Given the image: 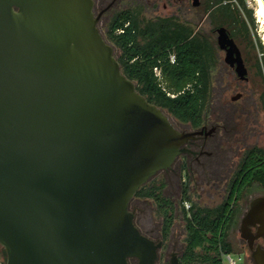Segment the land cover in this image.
<instances>
[{
	"label": "water",
	"instance_id": "water-1",
	"mask_svg": "<svg viewBox=\"0 0 264 264\" xmlns=\"http://www.w3.org/2000/svg\"><path fill=\"white\" fill-rule=\"evenodd\" d=\"M216 33L247 80L227 28ZM198 133L122 73L93 0H0V264H156L162 242L129 203ZM243 224L264 236L263 196Z\"/></svg>",
	"mask_w": 264,
	"mask_h": 264
},
{
	"label": "trees",
	"instance_id": "trees-1",
	"mask_svg": "<svg viewBox=\"0 0 264 264\" xmlns=\"http://www.w3.org/2000/svg\"><path fill=\"white\" fill-rule=\"evenodd\" d=\"M231 1L205 0V4L210 18L218 27L227 26L233 37L236 24L248 30V25L254 27L255 23L253 11L247 8L245 0H236L237 5ZM105 39L117 48L116 58L122 73L136 83V90L149 103L166 110L181 124L193 128L201 125L209 102L211 72L217 64L214 43L175 17L143 21L134 9L122 10L112 18ZM258 45L262 50L261 43ZM233 179L227 205L223 203L216 208L201 207L192 202L188 185L182 188L179 210L175 201L164 196L162 183L156 185L148 181L135 197L153 200L161 219L163 238L169 236L175 216L180 213L186 234L184 262L220 264V253L230 252L226 231L233 218L231 208L246 187L253 183L264 186V148H249ZM185 202L190 204L188 209ZM198 248L203 252H198Z\"/></svg>",
	"mask_w": 264,
	"mask_h": 264
},
{
	"label": "rangeland",
	"instance_id": "rangeland-1",
	"mask_svg": "<svg viewBox=\"0 0 264 264\" xmlns=\"http://www.w3.org/2000/svg\"><path fill=\"white\" fill-rule=\"evenodd\" d=\"M199 6H193L192 0H180L175 6L164 0H134V5L130 0L119 3V8L126 6V9H134L140 14L143 21L153 20L159 17H175L180 22L185 23L194 31H199L210 42L217 47V64L211 72V81L209 89V102L206 107L203 121L208 129L212 123L217 122L222 126L221 133L218 136L223 138V149L220 156L223 158L216 160L217 151L210 148L213 152L212 159L219 161L218 164H208L202 166L199 163L194 164L187 172L186 182L189 183L190 196L192 202L202 207H215L223 200L226 183L233 176L244 153L251 147L264 148V24L262 18L258 15L257 0H245L247 8L253 11L254 27L248 25V30L236 24L232 37L238 46L243 62L248 70L247 80H240L234 69L224 62L225 52L219 49L217 45L218 28L216 22L210 18L209 10L205 0H199ZM167 2L166 8L163 4ZM237 5L236 0L231 1ZM241 15L244 16L242 10ZM227 29L228 27L225 26ZM102 32H106V26L103 25ZM106 37V36H105ZM258 43L262 45L260 50ZM111 44V43H110ZM114 54L118 56V50L114 47ZM239 95V98L232 100ZM170 117L172 123L178 129H186L187 124L183 125L164 110ZM217 135L214 136L216 138ZM209 159L210 161H213ZM208 162V163H209ZM182 182L183 174H169L166 176L160 172L156 174L151 182L156 185L165 183V195L171 199L179 200L180 192L176 189L175 180ZM169 184V186H168ZM264 195V186L257 183L246 188L239 202L238 210L242 208L247 201L257 196ZM148 200L134 196L129 203V210H134V221L139 229L150 235L154 240L159 239L160 217L156 212L154 204H149ZM189 204V203H188ZM240 210L234 218L231 226V233L237 232L240 223ZM174 235L171 239L176 244L184 242L183 220L177 215L174 221ZM182 247H172L169 252L163 249L160 252V260L157 264L170 258L173 251L181 252ZM0 247V259H1ZM235 264L240 260L236 254H231ZM129 264H137L134 259L129 260Z\"/></svg>",
	"mask_w": 264,
	"mask_h": 264
},
{
	"label": "flooded vegetation",
	"instance_id": "flooded-vegetation-1",
	"mask_svg": "<svg viewBox=\"0 0 264 264\" xmlns=\"http://www.w3.org/2000/svg\"><path fill=\"white\" fill-rule=\"evenodd\" d=\"M123 1H125V0H93V13H94V16L97 18V28L100 31V33L102 34V36L104 37V39H105L107 30H108V26H109L112 18L118 12H120L122 10H127L125 8L126 6H124L122 8L118 7L119 3H122ZM164 1H167L170 4H172L173 6H175L179 3L180 0H164ZM167 2L163 4V8H166ZM130 4L134 5V0H130ZM103 25L106 26V32H104V33L101 30ZM218 120L219 119H216L215 123H212L209 129L207 127V124L204 121L197 128H193L192 126L187 124V127H185L186 129L181 130L175 126L179 131H182V132H193V131L199 132L198 134H196L194 139H192L190 141L189 144L185 145V147L190 149V152L184 153V154H181L180 156H178L176 158V160L174 161V163L172 164V167L169 170H167V171L162 170V171L158 172V173L162 172L166 176H168L169 174H180V175H181V173L183 174L182 182L178 181V179L175 180V185L177 187L176 189H178V192H180V196H181V191H182L183 186L188 185V187H189V183L186 182V177L188 176L187 172L190 170L191 167H194V164L199 163L202 166H207L208 164H210V165L211 164H218L219 165V161H214L212 159L213 152L210 151V148L217 151L216 160H219V158L220 159L223 158L222 155L221 156L219 155L223 149V146H222L223 138H222V136H218L221 133V128H222L220 123L217 122ZM183 125H185V124H183ZM215 135H217L216 138H214ZM209 159H211L213 161L209 162ZM158 173H156V174H158ZM233 176H234V174H233ZM233 176L230 177L226 183V186L224 188L226 193L224 194L222 202L215 207H207V208H216V207L222 205L223 203H225V206L227 205V200L230 198V195H231L232 187L230 184H231L232 180H234ZM162 184H164V188L167 186L165 183H162ZM253 184H255V183H253ZM253 184H251V185H253ZM168 186H169V184H168ZM250 186H248V187H250ZM248 187H246V188H248ZM164 188L162 191H163L164 196H166L165 192H164ZM246 188L243 190V192L246 190ZM243 192H242V194H243ZM242 194H241L240 198L236 201L235 205L231 208V210L233 211V218H232V221L229 224V227L226 231V241L229 245L230 252H228V253L227 252H221L220 253V256L218 257L220 264H228V258L233 260L231 258L232 253L236 254L238 256V259L240 260L239 264H264V236L260 232V225L259 224H251V225L250 224H248V225L243 224L244 217L246 216V214L250 210L251 203L253 202V200L258 198V197H262V196L264 197V195L252 198L250 201H247L242 208L239 209L240 213H241V218H240L239 226L237 228V232H232V233L230 232L231 226L233 225L234 218L236 217L237 213L239 212L238 205L242 199ZM189 195H190V187H189ZM166 197L169 198L168 196H166ZM169 199H171V198H169ZM180 199L179 200L171 199V200L175 201V205L178 207V210H179V203L178 202L180 201ZM145 200H148L147 202H149V204H154L152 199H145ZM185 203L186 204H184V205H185L186 209H188L190 207V204H188L187 202H185ZM136 208L134 210H136ZM134 210H131V212L134 213L135 212ZM177 215H180V213H177L175 218L177 217ZM174 221H175V219H174ZM160 226H161V219H160ZM173 228H174V222H173V225L171 227L170 234L167 238H163L161 236L160 230H159V239H157V240H154L150 235H147L149 238H151L152 240H154L156 242H159V241L162 242V246L159 250L158 259L156 261V264L161 259L160 258V256H161L160 252L164 248L167 249V252H169L173 246L174 247L175 246L176 247H179V246L182 247L181 252L178 253L177 251H173L170 254V258L168 260L166 259L163 262V264H170V261L173 258H176L178 260V264H187L186 262L183 261V251H184L185 245H186V243H185L186 234L184 236L183 244L180 242H177L176 244H174L171 241V239L174 235ZM183 228H184V221H183ZM184 233H185V230H184ZM196 250L200 253L203 252L201 248H198ZM194 264H203V263L198 261V262H195ZM234 264H235V261H234Z\"/></svg>",
	"mask_w": 264,
	"mask_h": 264
},
{
	"label": "bare ground",
	"instance_id": "bare-ground-1",
	"mask_svg": "<svg viewBox=\"0 0 264 264\" xmlns=\"http://www.w3.org/2000/svg\"><path fill=\"white\" fill-rule=\"evenodd\" d=\"M258 2V15L262 18L264 24V5L262 0H257Z\"/></svg>",
	"mask_w": 264,
	"mask_h": 264
},
{
	"label": "built area",
	"instance_id": "built-area-1",
	"mask_svg": "<svg viewBox=\"0 0 264 264\" xmlns=\"http://www.w3.org/2000/svg\"><path fill=\"white\" fill-rule=\"evenodd\" d=\"M155 72H156V74L159 76V71H158V69L157 68H155ZM186 204V203H185ZM187 206V205H186ZM228 264H234V261L233 260H231L230 258H228Z\"/></svg>",
	"mask_w": 264,
	"mask_h": 264
}]
</instances>
